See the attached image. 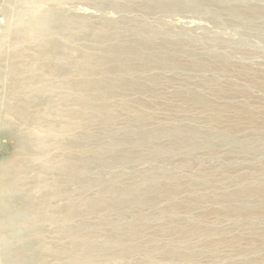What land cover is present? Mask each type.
Returning a JSON list of instances; mask_svg holds the SVG:
<instances>
[{
    "label": "rangeland",
    "instance_id": "1",
    "mask_svg": "<svg viewBox=\"0 0 264 264\" xmlns=\"http://www.w3.org/2000/svg\"><path fill=\"white\" fill-rule=\"evenodd\" d=\"M152 1L161 7L139 1L101 12L83 0L65 6L91 22L145 21L164 31L153 40V51L139 50V37L119 33L128 41L116 42L113 55H122L128 73L103 79L113 90L87 91L88 108L97 107L106 123L97 118L66 134L79 135L93 149H104L110 133L120 143L109 155L113 163H92L85 175H76V182L100 176L103 182L90 194L79 191L86 196L83 203L76 199L84 213L73 225L82 218L88 226H78L85 228L81 241L101 244L92 264H264V0H199L195 6L183 0ZM4 4L0 0V36L5 33ZM76 79L67 71L62 87ZM71 109L82 116L78 107ZM177 125L196 131V141L204 145L192 147L186 135H162ZM225 130L233 138L223 137ZM152 131L161 135L140 143V133ZM16 142L15 137L1 140L7 152ZM69 153L75 151L62 154L53 147L55 165L46 182L62 181L54 170ZM32 163L37 164L36 157ZM151 174L160 178L157 184L148 180ZM38 187L36 182L31 188L34 212L58 213L66 206L59 198L44 202ZM132 198L142 205L130 203ZM88 201L103 206L90 208ZM42 225L56 243L57 226L47 220Z\"/></svg>",
    "mask_w": 264,
    "mask_h": 264
},
{
    "label": "bare ground",
    "instance_id": "2",
    "mask_svg": "<svg viewBox=\"0 0 264 264\" xmlns=\"http://www.w3.org/2000/svg\"><path fill=\"white\" fill-rule=\"evenodd\" d=\"M79 1L5 0L2 9L6 25L5 33L0 36V264H86L83 259H86L87 264H92L100 254L98 246L101 244L91 242L88 243L90 247L85 243L88 241H81L80 234L85 228L78 226L88 224H84L82 218L76 225H73V221L84 213L83 204L79 205L77 201L85 202L86 196L79 191L86 190L90 194L91 190L102 184L103 178L100 176L93 181L88 178L89 181L76 182V175H85L92 163H113L110 162L109 155L113 154L120 143L110 133L107 136L109 143L104 149H93L83 139L79 141V135L67 137L66 134L73 132L76 127L82 128L85 123L95 122L97 118L105 122V115L96 113L97 107L88 108L87 91L99 94L104 87L113 90V84L106 85L103 79L113 77L117 72L128 73V66L122 55H113L116 42L122 44L128 41L124 34L119 33L128 32L127 37H139V50L153 51V40L159 38L164 31L145 21L125 24L81 19L65 7L68 3ZM83 1L95 5L101 12L113 8L119 10L121 6L128 7V4L139 1L147 4L155 2L157 7H161V3L152 0ZM183 1L189 6L199 4V0ZM81 40L84 41L76 44ZM70 42H73V47ZM124 45L117 49L121 50ZM76 52L82 54L76 56ZM136 60L140 61L139 56H136ZM152 63L151 66L156 64ZM164 63L162 61L159 65ZM113 64L116 65L114 69ZM67 71L77 79L71 86L62 87V84L67 83L62 80ZM91 76L102 78L92 81L89 79ZM54 82H60L59 86H55ZM75 92L79 94L76 95ZM73 105L79 108L82 116L78 117L71 109ZM167 132L180 138L186 135L187 139L190 138L188 143L192 147L204 145L196 141L199 138L196 131L183 125H177L162 135ZM160 135L156 131L143 132L138 139L145 144ZM221 135L226 139L234 136L229 130ZM12 137L17 139V144L11 149L14 152H7L1 140ZM87 137L95 138V141L99 139ZM53 147L62 154L65 151H75L73 155L69 153L68 156H62L56 164L54 171L61 172L63 179L55 185H51L50 181L46 182L53 172L51 166L55 165L51 158ZM87 154L90 155L89 158L86 157ZM33 157H36V165L32 163ZM151 179L156 184L160 181L155 174L148 176V180ZM36 182L40 183L38 190L44 202L59 198L67 201L66 206L58 213L50 210L45 212V209L34 212L30 197ZM70 183L76 184L73 191L69 190ZM142 184L141 182L139 185ZM161 187L156 186L155 189L161 190ZM129 202L142 205L139 198H132ZM86 205L90 208L103 206L100 202L89 201ZM159 213L166 214L162 210ZM45 220L57 226L56 243L42 225ZM112 243L116 246L119 242Z\"/></svg>",
    "mask_w": 264,
    "mask_h": 264
}]
</instances>
